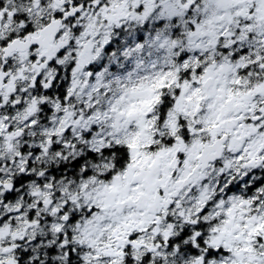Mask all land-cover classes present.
I'll list each match as a JSON object with an SVG mask.
<instances>
[{
    "label": "snow or ice",
    "instance_id": "obj_1",
    "mask_svg": "<svg viewBox=\"0 0 264 264\" xmlns=\"http://www.w3.org/2000/svg\"><path fill=\"white\" fill-rule=\"evenodd\" d=\"M0 264H264V0H0Z\"/></svg>",
    "mask_w": 264,
    "mask_h": 264
}]
</instances>
